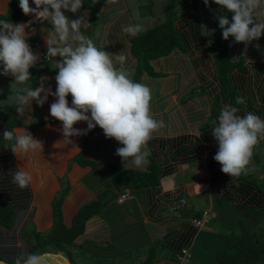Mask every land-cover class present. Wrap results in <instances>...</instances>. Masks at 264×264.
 <instances>
[{
  "label": "crops",
  "instance_id": "1",
  "mask_svg": "<svg viewBox=\"0 0 264 264\" xmlns=\"http://www.w3.org/2000/svg\"><path fill=\"white\" fill-rule=\"evenodd\" d=\"M12 2L0 0V18L13 17ZM217 8L214 3L211 8L205 6L203 0H85L81 12L88 27L82 30L98 47H105L113 54L122 50L130 54L126 70L135 81L151 88V113L161 123L147 145L148 159H154L160 169L161 183L143 187L142 199L131 194L121 203L120 195L117 200L120 206L115 208V205L102 213L105 206L101 213L87 221L85 232L74 242L75 252L86 264H129L132 259L133 264H179L178 255L185 248L193 254L188 264H219L217 254L226 249L227 240L240 221L250 232H255V222L240 209L243 200H231L234 182L243 175L231 178L221 171V165L214 160L218 142L212 135V128L225 103L239 108L238 115L253 112L264 119V36L247 46L235 43L232 37L225 41L216 19L220 14ZM224 11L231 20L232 13ZM17 14L18 11L14 12V16ZM21 15L20 19L11 21L27 23L33 19L25 16L22 10ZM78 16L79 13L74 18ZM169 16L175 20L179 31L185 34L194 28L196 36L183 41L182 47L175 48L170 54L151 60L150 68L143 69L133 52V42L141 34L164 24ZM132 23L143 24L144 31L137 36L124 33L123 27ZM32 27L37 32L31 40L46 47L40 29L50 25L36 22ZM206 29L213 32L208 33L212 36L203 35ZM30 31L26 29V32ZM218 50L221 52L215 55ZM224 63L228 68L226 73H220L219 67ZM57 71L50 62L39 59L36 67L30 69L32 78L27 86H51L55 91ZM12 83L11 76H0V99L9 100L7 104L3 103L0 121L6 130L27 129L43 143V151L26 156L14 153L16 168L24 167L33 175L29 186L31 218L17 226L18 238H23L27 225L32 222L38 232L48 231L52 227L54 201L66 190L69 192L63 207L66 220L71 223L82 206L101 200L106 194L109 198L111 190L113 194H121L112 182V166L148 170V166L140 170L124 165L115 154L122 145L114 138H106L99 126L87 135L70 137L72 143L64 140L61 122L49 114L53 97H49L43 107L33 101L18 112L20 106L14 97L15 89L20 86L11 88ZM241 96L245 103L236 104L237 97ZM68 99L71 102L70 95ZM23 115L26 122L15 125L16 117ZM74 127L84 129L87 125L78 122ZM5 143L11 149L13 142L6 140ZM81 156L92 164L97 163L98 169L94 170L91 163L84 165L78 159ZM7 165V161L0 162V177ZM260 165L264 166V139L254 147L249 165L252 170L244 175L245 181L254 186L257 184L264 191L253 177L264 178V168L260 169ZM103 169L110 170L112 186L107 178L102 195L95 184L97 174ZM256 193L259 194L257 187ZM204 212L208 216L204 227L198 229L194 221ZM25 246L26 240L20 239L11 256L0 244V264H15L18 255L29 252ZM71 262L64 253L45 256V264Z\"/></svg>",
  "mask_w": 264,
  "mask_h": 264
},
{
  "label": "clouds",
  "instance_id": "2",
  "mask_svg": "<svg viewBox=\"0 0 264 264\" xmlns=\"http://www.w3.org/2000/svg\"><path fill=\"white\" fill-rule=\"evenodd\" d=\"M203 3L209 8L213 3L218 6L220 14L216 19L225 41L232 37L235 43L247 46L264 36V0H203ZM84 4L85 0H18L22 13L33 19L27 23H14L0 18V76L13 78L11 88L20 86L15 89L14 97L20 106L18 112L33 101L43 107L49 97H53L49 114L61 122L64 140L72 143L70 137L87 135L99 126L106 138H114L122 145L115 154L124 165L144 170L150 163L148 142L161 127L151 113V88L135 81L126 70L131 60L129 53L125 50L118 54L106 51L85 34L82 29L88 27V22L81 12ZM224 10L232 13L231 20ZM78 13V18H74ZM36 22L50 25L42 27L40 32L46 44L44 58L58 70L55 91L51 86H27L32 78L30 69L36 67L40 59L30 43L37 32L32 27ZM26 29L31 31L26 32ZM142 31L144 26L140 23L123 27V32L130 36H137ZM208 33L213 32L206 29L203 35L212 36ZM99 35L97 32L96 36ZM244 103V97H237L236 104ZM239 112L240 109L233 104L225 103L212 128V135L218 142L214 160L231 178L246 175L252 170L249 165L253 149L264 139V119L253 112L238 115ZM78 122H85L87 127H74ZM2 137L13 142L11 150L15 154L26 156L43 151L42 141L27 129H7ZM10 174L12 182L21 189L28 188L33 182V175L24 167ZM120 195L128 197L126 191ZM45 256L22 253L16 257L15 264H45Z\"/></svg>",
  "mask_w": 264,
  "mask_h": 264
},
{
  "label": "trees",
  "instance_id": "3",
  "mask_svg": "<svg viewBox=\"0 0 264 264\" xmlns=\"http://www.w3.org/2000/svg\"><path fill=\"white\" fill-rule=\"evenodd\" d=\"M12 5H14V12L18 11V14L14 16V12H11L13 17H8L10 19L7 18L6 20H17L22 17L18 0H13ZM172 19L169 16L164 24L141 34L134 40L133 52L138 57L143 69L150 68L151 60L170 54L175 48L182 47L183 41L186 39L189 41L190 38L196 36L194 28H190L191 32H185V34L181 30L179 31L175 20ZM223 77L225 78V75ZM4 128L5 125L0 121V158H2L0 162L4 160L8 163L2 170L5 173L0 177L2 178L0 182V244L5 246L4 252H9L11 255L19 240L23 239L26 240L25 249L28 251L29 248L28 253H35L36 250L41 253L43 250L47 251L45 249L49 247H54L62 254L70 256L67 245H74L75 240L85 232L87 221L94 215L101 213L107 203L108 194L101 200L82 206L74 215L71 223H68L63 207L66 194L69 192L66 190L58 195L54 201L52 227L46 232H37L33 237L23 234V238H18L17 226L21 225L25 219L31 218L29 205L32 200V192L29 187L21 189L12 182L10 173L15 172L17 168L14 165L13 151L8 149L6 140L1 137L3 131L6 130ZM78 159H81L82 163L86 162L84 165L91 163L85 160L83 156ZM149 161L147 171L112 166L111 178L115 188L120 192L123 186L128 189L159 185L161 183L160 169L154 159L150 158ZM92 168L94 169V166ZM244 178L243 175L242 178L236 180L237 182H234V192L230 194L232 195L231 200L234 202L239 199L243 200L240 209L246 217L255 222L256 230L253 233L250 232L244 222L240 221L236 231L228 238L226 249L217 254L219 264H264V208H260L264 205V191L259 189L257 184L254 186L245 181ZM256 187L259 194L256 193ZM140 264L151 263L142 262Z\"/></svg>",
  "mask_w": 264,
  "mask_h": 264
},
{
  "label": "rangeland",
  "instance_id": "4",
  "mask_svg": "<svg viewBox=\"0 0 264 264\" xmlns=\"http://www.w3.org/2000/svg\"><path fill=\"white\" fill-rule=\"evenodd\" d=\"M170 10L171 11H173V7L171 8L170 7ZM170 17H172V16H170ZM221 51H217V52H215V55H218L219 53H220ZM218 63V65L219 64H221L220 62H217ZM227 68H228V64L227 63H224L223 65H222V67H219V69H220V73L222 72V71H226L227 70ZM7 101L9 102V100L7 99V100H4L3 98L2 99H0V110H4L3 109V107L5 106V105H3V103L5 104H7ZM16 119H17V121H15V125H17V124H19V123H25L26 122V116L25 115H23V116H19V117H16ZM9 121L11 122L12 120L9 118ZM13 122V121H12ZM11 122V123H12ZM79 161H81V159H79ZM84 161V160H83ZM82 162V161H81ZM86 162H83V164H85ZM94 165V170H97L98 169V167H97V163H95V164H93ZM262 167L264 168V166L263 165H260V169H262ZM105 173V174H104ZM99 174H101L100 176H99ZM253 177H255L254 178V180L258 183V184H260V186H262L263 188H264V178H259V177H257V175L256 176H253ZM256 177L258 178V179H256ZM110 179V170L109 169H103V172H100V173H98L97 174V183L95 184V186L98 188V191L103 195V192H104V189L102 188L103 186H104V183L107 181L106 179ZM62 182H64V181H62ZM109 184H111V186H112V182H111V179L109 180ZM110 190H111V188H110ZM113 192V190H111L110 191V195H109V198H108V201H109V204H106L105 206V209L102 211V213H106V211H109L112 207H114L115 205V208L117 207V206H120V205H117V200H118V197H120V193H112ZM142 192H143V187L142 186H139V187H136V188H128V190L126 191V193H127V195L130 197V195L132 194L134 197H138L139 196V198L140 199H142ZM101 195V196H102ZM121 208L122 209H125L126 208V206H121ZM38 232V230H37V226H36V224L35 223H30V224H28L27 225V227H26V234H28V235H30V236H34V234H36ZM67 247H68V250L70 251V259L72 260V264H86L84 261H83V258H82V256L81 255H78L76 252H75V250H74V245H67ZM45 250H47V251H41V253L38 251V250H36L35 251V253H40V254H59V253H61L60 251H58V250H55V248L54 247H49V248H47V249H45ZM50 250H53L52 252H48V251H50ZM82 253H84V252H82ZM85 254V253H84ZM138 255V254H137ZM136 257V255H133L132 257ZM139 260L138 259H136V262H138ZM133 259L130 261V263L129 264H133ZM217 262H219V261H217Z\"/></svg>",
  "mask_w": 264,
  "mask_h": 264
},
{
  "label": "built area",
  "instance_id": "5",
  "mask_svg": "<svg viewBox=\"0 0 264 264\" xmlns=\"http://www.w3.org/2000/svg\"><path fill=\"white\" fill-rule=\"evenodd\" d=\"M30 43L32 45L33 51L40 57V59L44 62H49L44 58L46 54V47L37 40H30ZM125 198L126 196H121L119 202L122 203L125 200ZM181 203L184 204L185 201H182ZM207 216L208 213L205 212L201 219L194 221V225L199 229L202 228L204 226L205 219L207 218ZM192 257L193 255L190 249L188 248L182 249L178 255L179 264H188L191 261Z\"/></svg>",
  "mask_w": 264,
  "mask_h": 264
},
{
  "label": "water",
  "instance_id": "6",
  "mask_svg": "<svg viewBox=\"0 0 264 264\" xmlns=\"http://www.w3.org/2000/svg\"><path fill=\"white\" fill-rule=\"evenodd\" d=\"M125 191V186L121 188V194H123Z\"/></svg>",
  "mask_w": 264,
  "mask_h": 264
}]
</instances>
